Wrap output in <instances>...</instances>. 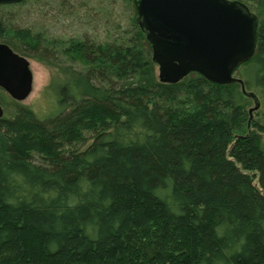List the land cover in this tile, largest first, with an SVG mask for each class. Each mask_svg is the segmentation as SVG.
Returning a JSON list of instances; mask_svg holds the SVG:
<instances>
[{"label":"trees","instance_id":"obj_1","mask_svg":"<svg viewBox=\"0 0 264 264\" xmlns=\"http://www.w3.org/2000/svg\"><path fill=\"white\" fill-rule=\"evenodd\" d=\"M241 1L260 28L236 72L264 100V0ZM12 23L6 12L1 42L47 51ZM132 25L68 41L87 70L61 87L56 113L17 105L0 119V264H264V115L251 117L237 82H161ZM86 132L84 149L66 150Z\"/></svg>","mask_w":264,"mask_h":264},{"label":"water","instance_id":"obj_2","mask_svg":"<svg viewBox=\"0 0 264 264\" xmlns=\"http://www.w3.org/2000/svg\"><path fill=\"white\" fill-rule=\"evenodd\" d=\"M24 0H0V5ZM136 23L150 43L159 79L176 84L192 72L217 84L240 83L254 100L250 115L261 99L248 92L236 70L253 58L258 46L260 18L241 0H132ZM30 61L7 43L0 42V88L14 100H25L33 90ZM5 115L0 103V119Z\"/></svg>","mask_w":264,"mask_h":264},{"label":"rangeland","instance_id":"obj_3","mask_svg":"<svg viewBox=\"0 0 264 264\" xmlns=\"http://www.w3.org/2000/svg\"><path fill=\"white\" fill-rule=\"evenodd\" d=\"M19 4L0 8V20L8 12L13 28L32 29L47 41L44 42L49 47L47 51L34 50L21 43L16 44V38L12 36L17 51L30 61L34 82L31 94L23 101L14 100L0 89V93L10 100L8 104L0 101L4 117L13 115L17 105L30 108L40 118L56 113L61 87L73 81L76 71L87 70L84 60H71L64 53L68 41L72 38H87L95 43L113 41L132 29L136 17L135 7L129 0H25ZM252 5L259 12L255 3ZM259 13L264 18V12ZM54 40L60 41L58 47L52 46ZM235 76L241 77L240 69ZM260 99L261 107L253 113V117L262 121L264 100ZM254 105V100L249 99L248 110ZM85 134L82 142L67 146L66 150L84 149L92 141L91 134Z\"/></svg>","mask_w":264,"mask_h":264},{"label":"flooded vegetation","instance_id":"obj_4","mask_svg":"<svg viewBox=\"0 0 264 264\" xmlns=\"http://www.w3.org/2000/svg\"><path fill=\"white\" fill-rule=\"evenodd\" d=\"M1 42V41H0ZM4 43V42H3Z\"/></svg>","mask_w":264,"mask_h":264}]
</instances>
